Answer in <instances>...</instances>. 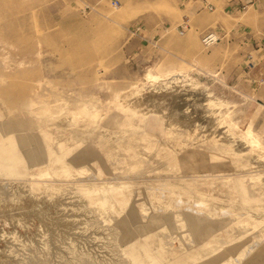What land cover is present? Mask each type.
<instances>
[{"label":"rangeland","instance_id":"374dc122","mask_svg":"<svg viewBox=\"0 0 264 264\" xmlns=\"http://www.w3.org/2000/svg\"><path fill=\"white\" fill-rule=\"evenodd\" d=\"M239 9L247 31H264L254 22L259 10L264 16V0L240 4ZM208 12L206 6L190 10L188 0H0V185L5 183L4 193L20 185L30 188L20 200L0 198V211L23 207L18 214L28 226L19 231L32 235L39 221L47 224L40 206L47 210L53 218L45 225L49 247L33 237L34 247L50 264H264L262 232L233 227L229 217L235 209L222 212L214 203L234 202L229 201L230 180H240L247 190L237 195L238 202L249 196L252 204L264 203V183L251 186V180H264V167L247 168L253 160L236 141L206 138L201 130L199 142L186 136L203 122L200 94L163 111L172 124L170 139L182 133L184 147L166 145L162 119L155 117L149 128L150 112L143 115L140 105L130 110L119 102L144 85L148 69L187 70L216 97L230 102L237 131L250 124L264 144V95L258 93L264 87L258 84L264 49L255 43L245 46L231 28H204ZM137 20L140 25H134ZM210 33L215 41H204ZM52 102L70 112L88 110L55 117L46 112L45 103ZM37 104L45 113L33 110ZM93 110L98 113L91 118ZM115 119L120 124L114 125ZM143 127L161 140L145 166L137 149ZM217 131L223 134L220 127ZM126 144L135 146L125 153ZM128 155L135 158L130 167L122 165ZM185 159H194L182 167L183 175L193 178L184 185L193 194L184 187L173 193L166 177ZM158 161L168 166H158ZM200 191L210 193L214 202H195L192 197H202ZM100 199L104 207L98 206ZM2 212L0 249L6 244ZM210 233L223 237L205 244ZM58 235L61 241L55 239ZM17 248V255L0 252V264H39L31 246Z\"/></svg>","mask_w":264,"mask_h":264},{"label":"bare ground","instance_id":"6f19581e","mask_svg":"<svg viewBox=\"0 0 264 264\" xmlns=\"http://www.w3.org/2000/svg\"><path fill=\"white\" fill-rule=\"evenodd\" d=\"M186 16V15H185ZM207 42H213L215 41L216 37L214 36V34H208L205 38ZM190 72V71H189ZM189 72L187 70H172V71H166L163 73H159L153 69H148L144 75H143V80H144V85L141 88H138L135 92H133V95L130 96L129 98L127 97L125 100H120V104L122 105V108H128L130 110H136L135 107L137 106H141L140 109L143 112V115L147 114L148 112H150L152 115H150L149 120L146 122L145 126L152 128L153 127V119L155 117H159V119H162V128L164 129L165 133V139H166V145H173V146H180V147H184V140L183 137L184 135L182 133H178V138H174L173 140L170 139V134L169 131L172 124L169 122L170 118H169V114L167 115L168 112H170L169 110L171 109L172 104H174L175 102H179V101H183L184 99H187L189 97H192L197 94H200V96L202 97V101H204V105L202 112H203V122L198 126V127H193L190 129V131L187 133L186 136H191L190 138H192L193 142H199L201 141V136H199V131L201 130L204 134L206 138H210L213 137L215 138V140H220V141H224V142H230L234 145L233 142H237V144L241 145L243 147V149H241L243 152L246 151L248 154L247 156H249V158L251 160H253L252 164L250 167V169H254V168H260V167H264V154L261 153V151H264V144H262V142L260 141V138L258 137V135L256 133H254L251 129V125L249 124L247 126V128L245 130H240L237 131L236 128L237 123L233 120L232 115H231V110L229 109L230 106V102L227 100H222L219 99L218 97H216L209 89L208 86L202 84L197 78L193 77L192 75L189 74ZM207 82V81H206ZM68 98V97H67ZM195 98V97H194ZM193 99V98H192ZM191 99V100H192ZM198 99V98H196ZM80 101V100H79ZM128 101V102H127ZM124 102V103H122ZM197 102V101H196ZM198 103V102H197ZM195 104V102H194ZM200 104V103H199ZM86 105V104H85ZM88 105V104H87ZM192 105V104H191ZM196 105V104H195ZM201 105V104H200ZM45 106H47V111L49 112V114H52V116L58 117L61 114L64 113H70L71 116H75V114H79L81 113V111H86L88 110L87 108H80L79 110H76L75 112L72 111L70 112V110H64V109H58L59 106L56 103H45ZM79 106V105H78ZM84 106V105H83ZM81 106V107H83ZM175 106V105H174ZM177 106V105H176ZM199 106V105H198ZM233 106V105H232ZM121 107V106H120ZM174 108V107H172ZM195 109V108H194ZM197 109V108H196ZM198 109H200L198 107ZM33 110L35 111H44L45 110L41 109V105L37 104ZM74 110V109H73ZM163 111H167V113H163ZM173 110H171L172 112ZM234 111V110H233ZM236 111V110H235ZM199 112V111H198ZM96 113H98L96 110H93L90 114L91 118L94 117L93 115H95ZM130 113V112H129ZM176 113V112H174ZM127 114V113H126ZM45 115V114H44ZM129 115V114H128ZM201 115V113H200ZM199 115V116H200ZM38 116V115H37ZM164 116V117H163ZM167 116V117H166ZM174 116V115H173ZM198 116V115H197ZM196 116V118H198ZM71 117V118H72ZM176 118H178L177 116H175ZM201 117V116H200ZM174 118V117H173ZM195 118V117H194ZM195 118V119H196ZM235 115H234V119H235ZM186 119V118H185ZM190 119V118H189ZM193 119V118H192ZM47 120V119H46ZM187 120V119H186ZM178 121V119H177ZM189 121V120H187ZM186 121V122H187ZM195 121V120H194ZM50 122V121H49ZM175 121H172V123ZM193 122V121H192ZM199 122V121H198ZM47 123V122H46ZM120 124L118 119H115L113 124ZM189 123V122H188ZM155 124V122H154ZM147 127H143V133L140 134L139 139L140 142L137 144V149L141 155V159L144 161L143 165L145 166L146 163H149V160L151 159V156L149 157V152L152 153V155L155 153H153L154 151H156L158 144L157 143H161V140H159L156 135L151 132L149 128ZM221 128L222 130V135L220 136V132L218 133L217 128ZM77 128V127H76ZM139 128V127H138ZM154 129V128H153ZM239 129V128H238ZM174 131V130H173ZM217 131V132H216ZM77 132V131H76ZM80 137V136H79ZM188 138V137H187ZM218 138V139H217ZM78 139V138H77ZM84 139V138H83ZM164 139V140H165ZM81 140V139H80ZM219 143V142H218ZM221 143V142H220ZM189 144V143H188ZM231 144V145H232ZM230 145V146H231ZM135 146V145H134ZM134 146H131L130 144H126L123 146V152H125L126 150H130L131 148H133ZM203 146V145H202ZM118 147V146H117ZM229 147V146H228ZM112 148V147H111ZM122 148V147H121ZM178 148V147H177ZM227 148V147H226ZM233 148V147H232ZM109 150V149H108ZM111 150V149H110ZM188 150V149H187ZM234 152H236V154L238 155L240 153V150H237L234 148ZM228 151V150H227ZM126 153V152H125ZM233 153V152H232ZM135 155V154H134ZM236 156V155H234ZM230 159L231 156L229 155ZM139 158V161H140ZM233 158V157H232ZM113 159V158H112ZM120 160V159H119ZM118 160V161H119ZM137 161V160H136ZM141 161V162H143ZM151 161V160H150ZM230 161V160H229ZM236 161V160H235ZM135 162V158L131 157V155L127 156L125 161L122 163V165L125 166H129L131 164H133ZM155 162V160H154ZM194 162V159H192V161H190L189 159H185L184 160V165H181L179 163H177L179 165V167L177 168V170L174 173H171L172 175L169 177H166V180H170L167 181L170 184V189H172L173 193H175L174 188L177 189L178 193H180L181 191H183L182 187H184V185L188 184V181L193 180V178H190L191 176H189V174L187 175H183V171H182V167L186 166L187 164ZM112 163V162H111ZM159 163L158 166H165L164 168H166L168 165L166 162H157ZM166 163V165H165ZM150 164V163H149ZM238 164V163H237ZM124 166V167H125ZM143 166V167H144ZM217 166H222L221 164H218ZM130 167V166H129ZM128 167V168H129ZM174 167V166H172ZM83 168H86L85 166H83ZM244 167H241L239 169H242ZM246 168V167H245ZM126 169V168H125ZM123 169V170H125ZM157 169V168H156ZM77 170V169H76ZM88 170V169H86ZM85 170V171H86ZM141 170V168H140ZM81 171V170H80ZM126 171V170H125ZM132 171V170H131ZM137 171H139L137 169ZM220 171V170H219ZM78 172V171H77ZM127 172V171H126ZM163 172V171H162ZM201 172H204L203 170ZM230 172V171H229ZM46 174L48 173L47 171L45 172ZM76 173V172H75ZM124 173V172H123ZM157 173V172H156ZM161 173V172H160ZM168 173V172H166ZM165 173V174H166ZM45 174V175H46ZM74 174V173H72ZM80 174V173H79ZM90 175H86V176H91L92 173H89ZM130 174V173H129ZM132 174H134L132 172ZM139 174V173H138ZM163 174V173H161ZM254 174V173H253ZM257 174V173H255ZM71 175V174H70ZM78 175V174H77ZM85 175V174H83ZM94 175V174H93ZM92 175V176H93ZM120 175V174H119ZM128 175V174H127ZM170 175V172H169ZM262 174H259L258 177H253V179H258ZM49 175H46V177ZM86 176H84V179L86 178ZM135 176V175H134ZM150 176V175H149ZM168 176V175H167ZM219 176V175H218ZM36 177V176H35ZM50 177V176H49ZM69 177V176H68ZM127 177V176H126ZM161 177V176H160ZM165 177V176H164ZM193 177V176H192ZM39 178V177H38ZM81 178V177H79ZM90 178V177H89ZM82 179V178H81ZM80 179V180H81ZM87 179V178H86ZM30 180V179H29ZM83 180V179H82ZM87 181V180H86ZM228 182V181H227ZM252 184L251 186L254 187L255 185H259L261 183H264V180H251ZM76 183V182H75ZM5 184V183H3ZM0 185V198H5V200H7L8 198H16L17 200L24 196V194L26 192H28V190L30 189H26L28 187H24V185H20V187L18 186L17 189H9L4 190V186ZM80 185V184H79ZM83 185V184H82ZM86 185V184H85ZM162 185V184H161ZM225 185V184H223ZM246 185V184H245ZM70 186V185H69ZM78 186V185H77ZM10 187V186H9ZM7 187V188H9ZM5 188V189H7ZM54 188V187H53ZM66 188V185H65ZM186 187H184L185 189ZM188 188V187H187ZM228 190H229V195H230V200L232 202V200L234 202H232L231 204H228L226 202H224V200L222 201H215L212 199L214 197H210V193L207 192H202V197H197L194 198V196L192 197L195 202H197L198 204H203L205 201H209L212 200V202H214L216 205H218L220 211L225 212V210H229L230 208H234L235 210L232 211L231 216L229 217V222L231 223V225L236 228H241V229H250V228H254V230H256V232L259 230L262 232V236H264V203H255L252 204L250 202H252V198H250L249 196H242L243 200L245 202L240 203L237 200V195L239 193H243V192H247L246 188L244 187V185L241 184L240 180H230V184L228 182ZM55 190V189H54ZM58 190V189H57ZM65 190V189H64ZM82 190V189H81ZM56 191V190H55ZM67 191V189H66ZM70 191V190H69ZM83 191V190H82ZM190 188L189 189H185V192H187V194H193L190 193ZM195 191V189H194ZM197 191V190H196ZM47 192V191H46ZM52 192V191H51ZM72 192V191H71ZM93 192V191H92ZM29 193V192H28ZM27 193V194H28ZM31 193V191H30ZM33 193V192H32ZM31 193V194H32ZM7 194V195H6ZM30 194V195H31ZM34 194V193H33ZM66 194V193H65ZM69 193H67L68 195ZM155 194V193H154ZM177 194V193H176ZM200 195V193H198ZM197 194V195H198ZM207 194V195H206ZM79 195V194H78ZM81 197V196H79ZM210 197V198H209ZM70 198L74 199H78V196L75 195L74 193H70ZM225 198V197H224ZM223 198V199H224ZM74 199V200H76ZM82 200V199H79ZM228 200V199H225ZM4 201V199H3ZM77 204H80L78 206L82 207L81 203L78 200ZM103 199L99 200L98 206H102L103 205ZM96 203V202H95ZM111 203V202H110ZM112 204V203H111ZM40 206V205H39ZM64 206V205H63ZM97 206V205H96ZM99 206V207H100ZM28 207V206H27ZM76 207V206H75ZM112 207V206H111ZM158 207V206H156ZM6 208H9L6 207ZM35 208V207H34ZM37 208V207H36ZM143 208V207H142ZM153 208V207H152ZM14 209V208H13ZM12 209V210H13ZM23 209V207H22ZM22 209H14L13 211L9 212V211H3L4 213V218L1 220L2 223V231H1V236L4 237V239L6 240V244L5 247L0 249V252H4L5 254H20L19 249L17 247H20L21 250H23L24 248L27 249L28 246H31L33 248V252L35 253L36 257L40 259L39 264H50L48 258L43 256V254H41V252L37 251L38 249L35 246V241H34V237L37 238L39 240V242H43L42 245L44 244L45 248L48 246L49 247V241H48V237H49V229L47 228L48 226H50L49 222H51L53 220L52 217H50L49 213L47 212L46 209H44L42 206H40V209L42 210V212H44L43 216L46 217V221L47 224H49L47 226V224L43 221H39L38 225H36V230L35 232H32V235H30L29 233L22 234L19 231V228H24L26 226H28V223L24 220V218L20 217V215L18 213H24V210ZM26 209V208H25ZM33 209V208H32ZM101 209V208H100ZM6 210V209H5ZM8 210V209H7ZM30 210V209H29ZM36 210V209H35ZM0 211V212H2ZM28 211V210H27ZM39 211V210H38ZM108 211V210H107ZM144 211V210H143ZM2 212V213H3ZM35 212V211H34ZM88 212V210L86 211ZM176 212V211H175ZM227 212V211H226ZM144 213V212H143ZM179 213V211H178ZM14 214L16 215V217L13 216L14 219H12L11 215ZM26 216H28V213L25 214ZM31 215V214H29ZM145 215V214H144ZM208 215V214H207ZM3 217V215H1ZM22 216V215H21ZM25 216V217H26ZM210 216V215H209ZM1 217V218H2ZM19 217V218H18ZM24 217V216H23ZM40 217V216H39ZM178 217V216H177ZM27 218V217H26ZM52 218V219H51ZM203 218V217H202ZM206 218V217H205ZM16 219V220H15ZM31 219V216L30 218ZM7 220H9L10 226L8 225L7 227L9 228L8 230L5 229V225L8 224ZM32 220V219H31ZM98 220V219H97ZM157 221V220H156ZM177 221V220H175ZM6 222V223H5ZM153 223V222H152ZM12 224V225H11ZM32 224V223H31ZM53 224V223H52ZM85 224V223H84ZM47 227H46V226ZM55 225V224H54ZM158 225V224H157ZM182 225L186 226L185 224L182 223ZM6 227V228H7ZM30 227V226H29ZM163 227V226H162ZM180 227V225H179ZM185 229L187 227H184ZM235 228V229H236ZM119 230V229H118ZM121 230V229H120ZM179 231V230H178ZM37 232V233H36ZM121 232V231H120ZM123 232H125L123 230ZM26 233V232H25ZM109 233V232H108ZM118 233V232H117ZM181 233V232H180ZM185 233V232H184ZM189 233V231H188ZM232 233V232H231ZM235 233V232H234ZM110 234V233H109ZM108 234V235H109ZM183 234V233H182ZM105 235V234H104ZM169 235V234H168ZM259 235V234H258ZM111 236V235H109ZM190 236V234L188 235ZM219 236V239L217 240L218 242L221 241V237H223L222 234H218V233H210V240L206 241L205 244H209L211 242L216 241V237ZM118 237V236H117ZM168 237V236H167ZM207 237V236H206ZM176 238V237H175ZM215 238V239H214ZM56 240H60L62 239V235H58L55 237ZM111 239V238H110ZM227 239V238H226ZM36 240V239H35ZM71 240V239H70ZM112 240V239H111ZM178 240V239H177ZM191 240V239H190ZM193 240V239H192ZM72 241V240H71ZM174 241V240H173ZM180 241V240H179ZM178 241V242H179ZM252 241V240H251ZM261 241V239H260ZM193 242V241H192ZM191 242V243H192ZM74 243V242H73ZM203 243V241H202ZM256 245V244H255ZM43 246V248H44ZM249 246V245H248ZM42 247V246H41ZM36 248V249H34ZM42 248V249H43ZM32 250V249H31ZM74 250V249H73ZM78 252V251H77ZM2 253V254H4ZM33 253V254H34ZM81 253V252H78ZM237 253V252H236ZM246 253V252H245ZM30 254V253H28ZM51 254V253H50ZM83 254L86 256L87 254H90L89 252H87V254H85L83 252ZM7 255V254H6ZM31 255V254H30ZM79 255V254H78ZM235 255V254H234ZM234 255H233V259H234ZM247 255V254H246ZM33 256V255H32ZM84 257L82 254H80V258ZM88 256V255H87ZM34 257V256H33ZM14 258V257H13ZM86 258V257H85ZM76 260V259H75ZM52 264V263H51Z\"/></svg>","mask_w":264,"mask_h":264},{"label":"crops","instance_id":"0c3cea01","mask_svg":"<svg viewBox=\"0 0 264 264\" xmlns=\"http://www.w3.org/2000/svg\"><path fill=\"white\" fill-rule=\"evenodd\" d=\"M181 1V0H179ZM244 0H188V5L190 6V10H198L202 7H207L209 12L206 14V22H204V28L211 26L212 24L221 28V30H225L226 28H231L235 32H238V36L242 39L245 46H249L251 43H255L257 45H262V49H264V42H262V36H264V31L259 29L249 30L245 29L247 24H242L240 22V17H238L239 13V5L243 4ZM262 10L258 11V15L255 16L254 22L258 28L264 27V16L261 14ZM154 16V15H151ZM248 18H245L247 21ZM140 25V21L137 20L134 22V25ZM214 34V33H211ZM216 37V35L214 34ZM261 48L256 49V52ZM264 61V60H262ZM252 65V64H251ZM259 76L262 79H259L258 84H264V63L259 65ZM258 93L264 95V87H260L258 89Z\"/></svg>","mask_w":264,"mask_h":264},{"label":"built area","instance_id":"2783aa9c","mask_svg":"<svg viewBox=\"0 0 264 264\" xmlns=\"http://www.w3.org/2000/svg\"><path fill=\"white\" fill-rule=\"evenodd\" d=\"M251 2H252V0H244V3H245V4H248V3H251ZM139 28H140V27L136 26L134 29L137 31ZM205 38H206V37H205ZM205 38H204V41L206 40ZM206 42H207V41H206ZM262 82H264V81H262Z\"/></svg>","mask_w":264,"mask_h":264}]
</instances>
